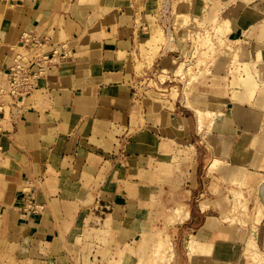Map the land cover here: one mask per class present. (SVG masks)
I'll return each instance as SVG.
<instances>
[{"label": "crops", "instance_id": "obj_1", "mask_svg": "<svg viewBox=\"0 0 264 264\" xmlns=\"http://www.w3.org/2000/svg\"><path fill=\"white\" fill-rule=\"evenodd\" d=\"M163 2L0 0V71L25 36L71 51L38 77L19 117L0 119V245L14 259L79 263L94 229L97 246L111 247L97 262L138 264L135 242L144 248L164 193L167 243L149 244L165 264H264V214L253 228L228 206L231 189L246 193L264 176V0L214 2L261 82L245 80L254 108L247 96L216 113L175 89L166 54L174 12L203 14L209 0H169L166 18Z\"/></svg>", "mask_w": 264, "mask_h": 264}, {"label": "rangeland", "instance_id": "obj_2", "mask_svg": "<svg viewBox=\"0 0 264 264\" xmlns=\"http://www.w3.org/2000/svg\"><path fill=\"white\" fill-rule=\"evenodd\" d=\"M215 1L206 2L202 10L203 14L192 16L174 12L173 23L175 26L171 27L166 36L167 45L170 46L166 54L172 57V66L175 67V71L172 69L170 72L171 77L174 76L172 82L178 91L185 88V94L196 91L199 95V109H212L215 113L217 110L231 107V105L236 109L245 106L247 96L252 99L249 108H254L257 104L254 103V98L257 99V91L255 92L256 89H247L245 84V80L253 78V83L257 88L261 85L258 80L259 76H255L257 71L252 67L253 53L244 46L242 36L228 38L226 33L229 31L230 22L222 20L220 0H218L217 6L214 4ZM261 86L264 87V83ZM230 102L232 103L228 104ZM198 115L201 118L203 113L199 110ZM179 152L177 150V156ZM226 191L229 192V190ZM230 192L235 197L238 195L237 199H234V196L229 193L231 199L229 202L227 201L228 206L233 208L235 220L244 226L253 227L252 225L257 223L260 218V210H263V207L260 206V197L264 196V176L257 185L248 188L246 193H242L241 188L231 189ZM172 204L169 196L164 193L156 202L153 215L155 224L142 241L144 248L140 247L139 239L135 242L138 248L133 251L139 253L141 258L138 264H165L162 254L164 250L159 248L160 252L157 251L158 246L154 244L155 247L152 248L150 247L152 244L149 242L151 240L162 241L163 218L172 210ZM87 236L90 243L83 248L81 261L79 263L75 261L74 264H110L109 260L97 262L95 259L97 252L103 255L109 253L110 245L97 246V230L91 229ZM13 248L14 246L0 245V264H41L14 259ZM123 251H125V246L117 250L119 254Z\"/></svg>", "mask_w": 264, "mask_h": 264}, {"label": "built area", "instance_id": "obj_3", "mask_svg": "<svg viewBox=\"0 0 264 264\" xmlns=\"http://www.w3.org/2000/svg\"><path fill=\"white\" fill-rule=\"evenodd\" d=\"M170 2L164 0L160 16L170 13ZM43 40L37 37H24L20 51L13 60L0 71V119L10 115L19 117L24 110V100L37 88V79L46 69L71 55L65 45L43 50Z\"/></svg>", "mask_w": 264, "mask_h": 264}, {"label": "bare ground", "instance_id": "obj_4", "mask_svg": "<svg viewBox=\"0 0 264 264\" xmlns=\"http://www.w3.org/2000/svg\"><path fill=\"white\" fill-rule=\"evenodd\" d=\"M251 79V78H250ZM249 79V80H250ZM247 86V85H246ZM202 113V112H201ZM260 190H262V187H260ZM236 192H238V191H236ZM235 195H236V193H235ZM232 196H234V194H232ZM238 196V195H237ZM237 196L235 197L234 196V199L236 198L237 199ZM234 202H235V200H234ZM260 202H261V205L260 206H262L263 207V210H260V213H259V217H261L263 214H264V196L263 195H261V197H260ZM236 203H238V202H236ZM233 204V203H232ZM235 204V203H234ZM234 206V205H233ZM236 206V205H235ZM241 213V212H240ZM185 214H187L186 213V211H182L178 216H180L181 218L185 215ZM242 214V213H241ZM245 214V213H244ZM175 219V218H174ZM252 237H253V235H252ZM251 237V238H252ZM163 239H162V242H165V243H167L166 242V236L165 237H162ZM251 240V239H250ZM253 240V239H252ZM246 249H247V251H248V253H249V256L251 257V259H253V260H255L258 256V254H259V250H258V248H257V246H256V244L255 243H253V241L252 242H249L248 243V245H247V247H246Z\"/></svg>", "mask_w": 264, "mask_h": 264}]
</instances>
